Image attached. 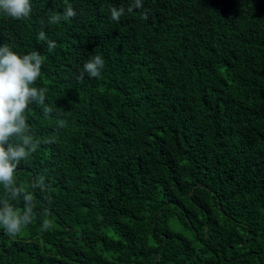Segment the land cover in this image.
<instances>
[{"label":"trees","instance_id":"obj_1","mask_svg":"<svg viewBox=\"0 0 264 264\" xmlns=\"http://www.w3.org/2000/svg\"><path fill=\"white\" fill-rule=\"evenodd\" d=\"M31 3L0 13V45L46 57L36 86L57 110L31 106L51 142L17 180L47 191L32 224L0 230V264H264V0H143L119 22L109 7L132 0H68L58 24L65 0ZM95 55L101 77L78 79Z\"/></svg>","mask_w":264,"mask_h":264},{"label":"clouds","instance_id":"obj_2","mask_svg":"<svg viewBox=\"0 0 264 264\" xmlns=\"http://www.w3.org/2000/svg\"><path fill=\"white\" fill-rule=\"evenodd\" d=\"M68 5V0H65ZM143 8V0H132L124 6H110V18L119 22L121 17ZM0 13L13 20H26L32 13L31 0H0ZM76 11L66 6L63 16L49 11L48 23L58 24L61 19L75 18ZM147 10L142 19H147ZM38 39H47L41 30ZM48 51L56 47L54 41H47ZM46 57L39 51L33 50L27 54L14 51L10 45H0V230L8 236H16L24 228L33 223L36 216V189L47 191L46 178L43 175L34 176L26 185L18 182L17 172L22 161H29L41 143L50 140L35 139L32 126L29 123L31 106L42 108L43 117L51 118L56 113V107L46 103L48 88L36 86L41 77L42 66ZM105 67L102 55H95L83 65V72L78 79H83L86 73L90 78H99ZM67 121H57L58 128H64ZM23 207H19L20 202ZM51 203V198L47 201ZM47 211V209H46ZM50 215V213H48ZM52 221L45 218L41 224L43 231L52 227Z\"/></svg>","mask_w":264,"mask_h":264}]
</instances>
